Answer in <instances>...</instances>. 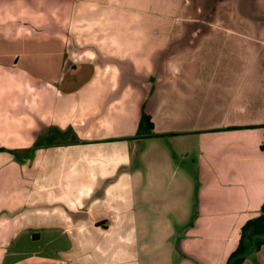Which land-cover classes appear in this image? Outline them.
<instances>
[{
	"label": "crops",
	"instance_id": "0c3cea01",
	"mask_svg": "<svg viewBox=\"0 0 264 264\" xmlns=\"http://www.w3.org/2000/svg\"><path fill=\"white\" fill-rule=\"evenodd\" d=\"M262 124L264 0H0V264H226Z\"/></svg>",
	"mask_w": 264,
	"mask_h": 264
},
{
	"label": "trees",
	"instance_id": "16d2710c",
	"mask_svg": "<svg viewBox=\"0 0 264 264\" xmlns=\"http://www.w3.org/2000/svg\"><path fill=\"white\" fill-rule=\"evenodd\" d=\"M259 126L264 128V124ZM153 129L154 124L150 115L143 112L137 136L157 137L159 139H163L167 135H172V133H155ZM55 139L51 138L49 140L50 144H52ZM70 142L77 143L78 140L74 139ZM262 245H264V203L262 205L260 215L248 220L242 227L238 246L230 254L226 264H242L248 255L252 253V249L258 251Z\"/></svg>",
	"mask_w": 264,
	"mask_h": 264
},
{
	"label": "rangeland",
	"instance_id": "374dc122",
	"mask_svg": "<svg viewBox=\"0 0 264 264\" xmlns=\"http://www.w3.org/2000/svg\"><path fill=\"white\" fill-rule=\"evenodd\" d=\"M179 156V161L181 162V164L185 167L187 165L190 164V160L189 158L188 159H182V157L180 155ZM69 241H67L66 239H62L61 241L58 242V245L60 246L59 249H62V248H66V245H68ZM26 246V249L27 250H30V249H38V250H43L44 253H54V251H56V248L54 245L52 246H46L45 245V240H42L40 242H31L30 240L26 241L25 244ZM264 246V245H262ZM251 257H253L254 255H256V250L255 249H252V253L250 254ZM263 255H261V264H264V261H263Z\"/></svg>",
	"mask_w": 264,
	"mask_h": 264
}]
</instances>
